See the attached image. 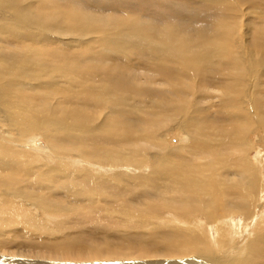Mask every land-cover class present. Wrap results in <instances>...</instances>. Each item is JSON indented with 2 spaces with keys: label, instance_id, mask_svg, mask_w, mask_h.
<instances>
[{
  "label": "bare ground",
  "instance_id": "obj_1",
  "mask_svg": "<svg viewBox=\"0 0 264 264\" xmlns=\"http://www.w3.org/2000/svg\"><path fill=\"white\" fill-rule=\"evenodd\" d=\"M194 1L0 0V264H264V0Z\"/></svg>",
  "mask_w": 264,
  "mask_h": 264
},
{
  "label": "rangeland",
  "instance_id": "obj_2",
  "mask_svg": "<svg viewBox=\"0 0 264 264\" xmlns=\"http://www.w3.org/2000/svg\"><path fill=\"white\" fill-rule=\"evenodd\" d=\"M107 5H112V4H117V9L122 8V11L126 10L127 12L130 13H137L138 10L137 9H142L145 11V13L150 14L152 16H156L157 17H161L162 19L167 18L166 13H170V5L167 6V4L171 3V5L175 8V9H183V10H188V9H192L198 4L196 1H190V0H149L150 3H144L145 0H122L120 2H117L116 0H103ZM148 1V2H149ZM146 5V6H145ZM166 6V7H165ZM140 11V10H139ZM148 11V12H146ZM174 11V10H173ZM171 11V12H173ZM166 15V16H163ZM258 17L260 16L259 13H257ZM172 140L175 142H178L179 138L176 135L172 136ZM133 186L135 188H138V186H136L134 183H132ZM135 219V218H132ZM151 222L145 224L142 228H122L120 231H118L115 236L117 237V239H113L108 235V238L113 242V243H120L122 241H133L129 238H134L136 239L138 242H143L144 240V235H142V232L144 231H149L150 229H152V227H150V223H152L154 226L158 227V223H156L155 221L150 220ZM104 223V222H102ZM103 225V224H102ZM163 229H169L168 227H165ZM102 231V232H101ZM101 231H99L98 234H96V238L98 237H105L107 234L101 229ZM105 233V234H104ZM26 240H28V236L26 234H22ZM57 235H51V237H55ZM95 238V239H96ZM147 238V237H146ZM156 239L159 238V235H156L155 237ZM20 240H23V238H21ZM89 242V240H88ZM38 244L40 243L39 241L37 242ZM89 262H85V264H87ZM81 264V263H79ZM84 264V263H82Z\"/></svg>",
  "mask_w": 264,
  "mask_h": 264
}]
</instances>
